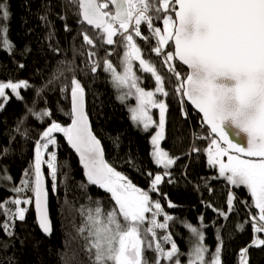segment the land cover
I'll return each instance as SVG.
<instances>
[{
	"label": "snow or ice",
	"instance_id": "snow-or-ice-1",
	"mask_svg": "<svg viewBox=\"0 0 264 264\" xmlns=\"http://www.w3.org/2000/svg\"><path fill=\"white\" fill-rule=\"evenodd\" d=\"M65 7L75 10L77 23L81 25L77 35H82L83 43L90 46L87 53L90 63L85 67L96 73L103 63V71L110 73L111 83L120 93L118 99L122 103L135 100L134 105H128L132 122L144 132L157 129L150 139V156L164 171L157 174L146 172L151 180L145 190L105 159L104 147L93 132L85 108V88L76 78L74 61H62L67 63V68L54 71L45 85L36 89L35 97L47 103L45 91L60 82L61 95L67 94L71 102L67 112L62 108L60 111L71 122L67 126L57 122L52 118L51 108L27 110L40 123L43 124L45 118L49 123L40 139L35 141L31 171L26 170L19 186L11 189L17 196L0 200V214L5 217L0 222V231L7 237H14L16 221L26 219L27 208L19 206L34 205L41 232L51 238L53 223L49 212L48 180L51 181V191L57 193L58 172L65 182L69 179V172L63 169H70V165L64 162L58 166L57 152L49 151L50 146L57 145L53 134L62 133L84 170L86 183L79 182V187L86 191L89 186H96L110 194L109 199L114 202L105 211L101 199L89 195L87 204L75 208L82 222L74 228L84 241L88 264H222L223 241L218 236L217 247L210 252L204 243L202 229L207 225L203 224L202 216L198 218L200 228L181 221L195 240L187 253L180 251L170 231L158 237L157 229L167 230L168 221L173 220V216L164 211L151 193H159L158 186L165 177L169 178L168 183H173L169 169L179 157H171L161 148V141L166 136L168 105L165 98L170 94L165 88V77L159 74L151 58H146L136 38L145 43L154 38L155 44L150 51L160 58L171 74L167 83L182 106L183 118L189 117L183 106L190 103L193 111L201 114L200 123L209 129V134H204L202 129L199 134L193 130L191 151H202L196 147V139L207 141V147L203 149L207 164L218 169V175L212 179L223 178L231 188L247 192L251 204L247 200L239 202L249 210L253 231L259 234L264 232V0H67ZM9 18L8 5L5 0H0V22ZM40 19L47 21L48 17L44 15ZM161 21L162 28L158 26ZM141 25L149 35L142 33ZM89 29L93 33L91 36ZM65 31H70L67 24ZM7 32L6 24H0V50L12 56L15 47L8 40ZM53 35L50 33L49 38ZM117 36L119 39H114ZM105 44L124 49L120 71L107 58L115 49L107 50L104 58L98 57L99 48ZM29 51L25 49L23 54ZM54 51L59 54L60 50L56 48ZM174 60L179 61V66L173 63ZM134 61L138 62L142 73L154 77V90L142 86V76L134 71ZM182 66L189 70L183 75L178 70ZM18 67L22 69L25 65L19 64ZM65 71L72 73L71 87L64 83ZM30 87L28 81H0V111L10 97L22 100L19 90ZM6 90L9 91L6 93ZM153 109H158V121L153 118ZM15 131L27 138V130L21 132L17 126ZM9 152L7 146L0 148V160ZM129 163L134 165L132 160ZM42 165L49 170L47 178ZM0 170L3 172L0 179L12 180L6 165H0ZM21 193L32 195L21 197ZM236 200V194L230 192L228 212L215 208L213 211L227 220ZM9 204L16 207H6ZM65 204L69 210L75 207L67 197ZM168 207L176 205L169 201ZM252 208L257 211L252 213ZM161 216L162 222L158 220ZM237 228L243 231L244 224H238ZM77 236L62 241L67 250L61 256V264H81L77 253L71 251V240ZM8 246L7 242H0V250H6ZM261 246H264V239L254 237L252 244L241 249L240 264H247L249 247Z\"/></svg>",
	"mask_w": 264,
	"mask_h": 264
},
{
	"label": "trees",
	"instance_id": "trees-1",
	"mask_svg": "<svg viewBox=\"0 0 264 264\" xmlns=\"http://www.w3.org/2000/svg\"><path fill=\"white\" fill-rule=\"evenodd\" d=\"M5 2L8 5L10 18L0 24H6L7 38L14 45L15 52L10 56L6 51L0 50V81H28L31 87L21 88L19 91L23 99L10 97L3 106V111H0V148L7 146L10 149L9 154L0 160V165H6L7 174L12 177L11 181L0 179V200H11L17 196L11 189L19 186L26 170L31 171L35 141L40 139L41 132L49 123L47 118L43 124L40 123L27 110L33 107L35 111L51 108L52 118L57 122L64 126L71 122L70 118L60 111L62 108L67 112L71 106L67 94L60 93L62 86L60 82L49 86L45 91L47 103L44 99L35 97L36 89L44 86L54 71L67 68V63H61L62 61H74V66L77 68L76 78L85 88L89 120L94 134L102 142L106 160L118 171L127 175L135 185L147 190L151 177L145 173L150 171L157 174L164 171L162 166L154 164L150 156L152 150L150 139L157 129L152 128L144 132L132 122L129 102L122 103L118 99L119 94L111 83L110 75L103 71V63L96 73L85 67V64L90 63L87 55L90 46L83 43L82 35H77L81 25L77 23L75 10L65 7L67 0H5ZM44 15H47V21L40 19ZM65 24L70 31H65ZM158 26L163 27L162 21ZM141 31L144 35H149L144 25H141ZM50 33H54L51 39ZM88 34L90 36L93 34L91 29ZM114 39H119V36ZM136 40L144 50L146 58L150 57L159 74L165 77V88L170 94L165 98L168 105L166 136L161 141V148L168 151L171 157H179L169 169L173 183H168L169 178L165 177V181L158 186L159 193H151L154 200H159L164 211L173 216V220L168 221L167 230L157 229L158 237L163 236L165 231H170L180 251L187 253L195 240L181 221L200 228L198 218L202 216L203 224L207 225L202 229L205 235L204 243L209 247L210 252L215 251L219 236L223 241L222 264H240L241 249L252 244L256 237L252 223L249 221V210L239 202L247 200L251 204V198L244 189L231 188L223 178L212 179L218 175V169L207 164V156L203 151L207 147L206 140L196 139L194 143L202 151L199 153L191 151L193 130L199 134L202 129L204 134H209V129L200 123L201 117L186 103L183 107L189 113V117L183 118L182 106L167 83V78L171 74L162 65L160 58L150 51L155 44L154 38L148 43L139 38ZM56 48H59V54L54 51ZM25 49L30 51L23 54ZM113 49L115 51L107 58L118 65L122 57V47L105 44L99 48L97 55L99 58H104L106 51ZM173 63L179 66L176 60ZM19 64H24L25 67L21 69L18 67ZM178 70L182 75L187 72L183 67H179ZM64 75L66 78L64 83L71 87L72 73L65 71ZM138 75L142 76V86L146 90H154V77H151L150 73L138 71ZM173 82H175L174 78ZM8 91L6 90V93ZM152 114L158 121V109H153ZM17 126L20 127L21 132L27 130V138L15 131ZM53 135L57 138V145L50 146L49 151L57 152L58 166L64 162L70 165V169L67 167L63 169L69 172L67 182L58 172L57 193L51 191V181L48 180L49 212L53 223V234L51 238H47L41 232L34 205L21 204L19 207L27 208L26 219L22 222L16 221L15 236L7 237L0 231V242L9 244L6 250H0V264H9V261L11 264H61V256L67 250L62 245V241L77 236L74 225L79 227L82 222L75 208L87 204L89 195L94 199L100 198L105 211L114 204L109 199L110 194L96 186H89L86 191L79 187V182L86 183L84 170L67 146L63 134ZM12 137L15 139H11ZM129 160L134 161V165H131ZM43 170L47 178L49 170L45 166ZM2 175L3 172L0 170V176ZM230 192L236 194L237 200L233 202V210L228 219L224 220L213 211V208L227 213ZM19 195L23 197L32 194ZM66 197L75 205L71 210L65 204ZM169 201L176 207H168ZM6 207L16 206L9 204ZM251 211L255 213L257 210L252 208ZM4 219V215L0 214V222ZM158 220L162 222L163 216L158 217ZM245 221L249 222L245 223ZM238 224H244L243 231L238 230ZM257 236L264 239V232ZM83 244L84 241L77 236L75 240H71V251L77 253V259L81 264H88ZM181 259L183 260L184 257ZM247 264H264V246L249 248Z\"/></svg>",
	"mask_w": 264,
	"mask_h": 264
},
{
	"label": "rangeland",
	"instance_id": "rangeland-1",
	"mask_svg": "<svg viewBox=\"0 0 264 264\" xmlns=\"http://www.w3.org/2000/svg\"><path fill=\"white\" fill-rule=\"evenodd\" d=\"M115 38V37H114ZM123 49V48H122ZM123 51H124V49H123ZM122 55H123V52H122ZM122 58V57H121ZM112 62V61H111ZM113 63V62H112ZM114 64V63H113ZM114 66H116L117 67V70L118 71H120L121 70V65H120V62H119V64L118 65H115L114 64ZM134 71H136V73H137V75H138V71H140V69H139V66H138V62H136V61H134ZM109 75H110V73H108ZM111 78V77H110ZM118 94L120 95V93L118 92ZM157 98H160L159 97V94H157ZM127 102H129L128 104L129 105H134L135 104V100L134 99H129ZM129 108V107H128ZM130 112V111H129ZM153 115V114H152ZM152 129V128H151ZM150 129V130H151ZM44 158L45 159H47L48 157H47V154H45V156H44ZM225 159V161H226V159H227V157H225L224 158ZM46 167V165H42V168L43 167Z\"/></svg>",
	"mask_w": 264,
	"mask_h": 264
},
{
	"label": "water",
	"instance_id": "water-1",
	"mask_svg": "<svg viewBox=\"0 0 264 264\" xmlns=\"http://www.w3.org/2000/svg\"><path fill=\"white\" fill-rule=\"evenodd\" d=\"M176 62L179 64V61L178 60H176ZM186 71H189V70H187V66H182ZM185 100H186V98H185ZM186 104L188 105V106H190L192 109H193V107L190 105V103H187L186 102ZM85 108H86V96H85ZM86 111H87V108H86ZM195 112V111H194ZM196 114H198L197 112H195ZM200 117H201V114H198ZM67 146L69 147V149H70V151L74 154V156L77 158V160L79 161V158H78V155L74 152V150L73 149H71V147L67 144ZM105 159H106V155H105ZM82 167V166H81ZM35 213H36V211H35ZM36 217H37V213H36ZM37 222H38V219H37ZM41 230V229H40ZM256 236H257V233H256ZM249 248H251V247H249ZM249 248H248V250H249ZM247 257H248V255H247Z\"/></svg>",
	"mask_w": 264,
	"mask_h": 264
}]
</instances>
